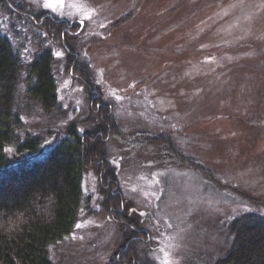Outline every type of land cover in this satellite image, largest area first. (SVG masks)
Masks as SVG:
<instances>
[{"label":"rangeland","instance_id":"374dc122","mask_svg":"<svg viewBox=\"0 0 264 264\" xmlns=\"http://www.w3.org/2000/svg\"><path fill=\"white\" fill-rule=\"evenodd\" d=\"M15 1L77 27L66 33L69 45L97 88L89 96L66 72L63 42L0 0V32L23 63L54 56L57 102L32 125L85 120L99 100L118 125L102 137L106 158H93L83 174L74 230L49 246L51 264H108L139 242L138 264L222 258L232 219L264 214V0H48L53 8ZM102 190L131 204L139 242L131 244L128 222L104 208Z\"/></svg>","mask_w":264,"mask_h":264},{"label":"trees","instance_id":"16d2710c","mask_svg":"<svg viewBox=\"0 0 264 264\" xmlns=\"http://www.w3.org/2000/svg\"><path fill=\"white\" fill-rule=\"evenodd\" d=\"M2 1V6L8 3L19 14L31 16L41 30L59 43L63 42L68 50L66 72L72 69L90 96L91 90L97 88L88 67L79 62L76 50L69 45V36H75L71 32L77 27L72 28L69 22L44 16V13L30 14L15 0ZM1 34L0 264H51L49 246L74 230L82 198L83 174L96 163L95 159L106 158L102 137L116 131L118 125L112 108L99 98L98 106L92 103L89 107L85 120L68 122L55 118L53 124L32 125L35 120L49 115L57 102L54 56L47 51L30 64L23 63L9 39ZM92 119L95 129L91 131L93 123H87L94 121ZM28 126L33 132L28 133ZM50 132L56 137L44 143L43 139ZM158 139L166 146L170 144L166 137ZM45 146L51 149L44 152ZM102 191L104 208H114L112 216L122 224L128 222L131 234L136 235H131V244L139 242V234L143 233L141 220L136 213L129 214L131 204L123 200L121 194L112 198L110 193ZM230 229L231 247L214 264H264V214H240L232 219ZM139 245L140 242L122 248L108 264H138L141 261Z\"/></svg>","mask_w":264,"mask_h":264},{"label":"snow or ice","instance_id":"6c2138e0","mask_svg":"<svg viewBox=\"0 0 264 264\" xmlns=\"http://www.w3.org/2000/svg\"><path fill=\"white\" fill-rule=\"evenodd\" d=\"M44 7L45 8H53V4L49 3L48 0H45ZM55 55L59 58V57H61L62 53L56 52ZM6 151H11V149H7ZM141 215H144V213H141ZM77 227L79 228L80 225H77ZM165 264H167V261L165 262Z\"/></svg>","mask_w":264,"mask_h":264}]
</instances>
